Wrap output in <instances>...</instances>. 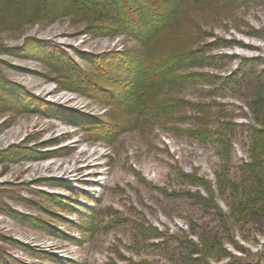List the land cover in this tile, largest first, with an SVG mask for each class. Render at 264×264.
<instances>
[{"label":"rangeland","instance_id":"rangeland-1","mask_svg":"<svg viewBox=\"0 0 264 264\" xmlns=\"http://www.w3.org/2000/svg\"><path fill=\"white\" fill-rule=\"evenodd\" d=\"M193 19L208 34L199 43L202 63L189 71L205 79L165 85L159 98L208 104L205 144L187 134L197 125L196 106L140 116L114 112L101 99L58 85L65 72L33 51L21 53L26 43L48 42L94 76L80 54L141 51L136 40L94 38L67 18L19 28L0 23V79L64 113L0 101V264H264V212L241 219L237 211L242 186L250 183L240 168L250 162L253 129L264 122V0L188 7L164 48L185 47L189 27L197 28ZM216 39L228 42L209 46ZM0 96L9 101L1 89ZM95 123L115 130L99 139L87 128ZM13 147L32 155L8 158ZM260 151L264 159V145ZM181 173L209 181L214 202L178 195L200 193L211 201L201 180L190 183Z\"/></svg>","mask_w":264,"mask_h":264},{"label":"trees","instance_id":"trees-1","mask_svg":"<svg viewBox=\"0 0 264 264\" xmlns=\"http://www.w3.org/2000/svg\"><path fill=\"white\" fill-rule=\"evenodd\" d=\"M222 1L227 0H2L0 23L9 28H19L33 23L52 24L67 18L73 24H84V32L94 38L125 35L136 40L141 46V51L133 49L103 55L80 54L96 71L94 76L84 73L67 58L64 51L48 42L26 43L21 53L29 54L33 51L50 68L65 72L63 81L57 80L58 85L91 98L101 99L112 105L114 112L140 116L153 115L176 107L196 106L197 125L188 130L187 134L205 144L210 138L209 105L191 103L170 95L159 98V92L165 85L179 87L205 79L204 75L189 71V68L202 63L199 61V55L205 52V45L199 43L202 36L208 33L200 30L198 21L193 19L191 22L197 25V28L189 27L185 47L166 49L164 45L168 41V32L177 26L188 7L199 6L205 9ZM217 42L228 41L216 39L209 46ZM194 44L199 45L193 48ZM183 70L188 72L183 73ZM104 83L109 85V88H117V91L108 90L103 86ZM0 89L4 96H9V101L1 96L0 101L14 103L20 110L52 113L54 116L64 114L61 108L26 93L22 87L10 81L0 79ZM183 118H186V115L181 117ZM107 124L95 123L87 125V128H94L99 139H108L115 128ZM221 127L223 128V125ZM220 134L218 131V135ZM251 136L250 162L240 168L242 174L250 180V183L242 186L243 200L237 207L241 219L253 213L264 212V159L260 151L264 145V122L261 129H253ZM217 141L223 142L221 139ZM226 148V153L230 155L228 143ZM11 150L13 151L8 153V158L12 155H32L31 150L26 147H13ZM1 157L3 154H0V159ZM181 177L190 183L201 180L211 194V201L200 193L188 192L178 195H185L206 205L214 202V192L209 181L199 179L195 174L181 173ZM233 187L238 190L240 186L234 184ZM152 232L158 235L157 229H152ZM217 246L223 254H228L220 244Z\"/></svg>","mask_w":264,"mask_h":264}]
</instances>
